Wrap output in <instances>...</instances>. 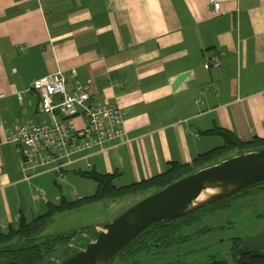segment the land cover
Masks as SVG:
<instances>
[{"label": "crops", "instance_id": "obj_1", "mask_svg": "<svg viewBox=\"0 0 264 264\" xmlns=\"http://www.w3.org/2000/svg\"><path fill=\"white\" fill-rule=\"evenodd\" d=\"M218 1L219 12L209 0H0V234L50 204L94 195L97 184L81 196L87 171L122 187L223 145L208 131L264 141V0ZM216 57L220 66L206 69ZM52 73L70 93L86 84L92 101L118 105L125 141L84 153L65 182L50 165L27 180L10 133L50 120L31 85ZM52 179L75 187L74 198L54 194Z\"/></svg>", "mask_w": 264, "mask_h": 264}, {"label": "trees", "instance_id": "obj_2", "mask_svg": "<svg viewBox=\"0 0 264 264\" xmlns=\"http://www.w3.org/2000/svg\"><path fill=\"white\" fill-rule=\"evenodd\" d=\"M207 133L221 135L225 140L224 144L199 155L191 164L173 162L166 172L138 183L119 187L114 182L116 178L114 174H99L92 171L85 172L83 175L92 179L97 184L95 194L74 201L63 199L59 205L50 204L47 213L37 216L31 221L22 219L17 228L10 227L7 232L1 233L0 264H52V257L57 254L59 249L67 246L70 240L82 231H73L68 234L54 236L42 235V230L52 220V215L56 209H75L84 201L92 203L101 200L121 199L126 196L139 194L145 197L202 168L217 164L235 155L264 148V141L254 139L252 142H244L230 132L222 129L208 131ZM254 187H264V183ZM240 194L241 192L179 218L156 223L141 233L130 245L118 253V255L126 261L130 256L142 251L165 249L181 241H187L190 235L182 234V230L185 227H190L201 222L204 213L209 209L216 210L227 207V201ZM210 230L211 228H206L202 232ZM84 232L82 231V233ZM237 241L239 239L234 241L235 245L232 248V255L235 259L234 264H264V249L240 248L241 244ZM153 244H159L160 247L156 248ZM69 250L68 248L61 251L59 253L60 258L66 257ZM211 260L209 262L210 264H229L228 261ZM176 264L194 263H183L178 260Z\"/></svg>", "mask_w": 264, "mask_h": 264}, {"label": "rangeland", "instance_id": "obj_3", "mask_svg": "<svg viewBox=\"0 0 264 264\" xmlns=\"http://www.w3.org/2000/svg\"><path fill=\"white\" fill-rule=\"evenodd\" d=\"M218 142L224 144L225 140L221 137ZM82 179L84 182L81 196L93 194L96 183L90 179ZM50 185L54 194L66 196L68 199L74 198L72 193L75 192V187L70 188V191H64L54 179L50 180ZM142 198L143 195L140 194L130 195L115 200H101L92 203L84 201L75 209H56L52 220L42 230V235L54 236L80 230L85 232H79L67 246L60 248L52 257V261L59 260L61 251L78 247L83 237L92 234L95 224L112 221ZM227 203L228 206L225 208L207 210L201 222L185 227L182 234L190 235L187 241H181L165 249L142 251L127 257L126 261L118 255L107 264H176L178 260L183 263L210 264L211 259L234 264L232 248L237 239H239L237 242L241 244L240 248L264 249V187L246 189L240 195L228 200ZM39 214L38 211L34 216ZM206 228H211V230L202 232Z\"/></svg>", "mask_w": 264, "mask_h": 264}, {"label": "built area", "instance_id": "obj_4", "mask_svg": "<svg viewBox=\"0 0 264 264\" xmlns=\"http://www.w3.org/2000/svg\"><path fill=\"white\" fill-rule=\"evenodd\" d=\"M209 4L215 12L220 11L218 0H209ZM204 66L218 67L220 61L208 59ZM31 89L39 95L40 110L50 120L41 124L26 121L10 133L25 165V179L44 173L40 169L50 165L57 181L65 182L67 168L86 158L84 153L95 147L104 151L114 140L125 141L122 110L113 103L92 101L88 85L78 84L70 93L64 75L52 73L35 80ZM75 117L84 120L82 127L70 122ZM38 193L43 195L44 190L38 189Z\"/></svg>", "mask_w": 264, "mask_h": 264}, {"label": "water", "instance_id": "obj_5", "mask_svg": "<svg viewBox=\"0 0 264 264\" xmlns=\"http://www.w3.org/2000/svg\"><path fill=\"white\" fill-rule=\"evenodd\" d=\"M261 183L264 148L232 156L143 197L112 221L93 229L78 247L52 264H107L154 224L179 218Z\"/></svg>", "mask_w": 264, "mask_h": 264}]
</instances>
